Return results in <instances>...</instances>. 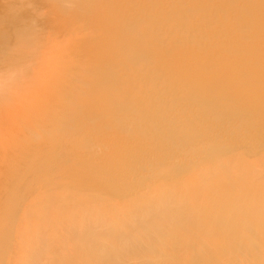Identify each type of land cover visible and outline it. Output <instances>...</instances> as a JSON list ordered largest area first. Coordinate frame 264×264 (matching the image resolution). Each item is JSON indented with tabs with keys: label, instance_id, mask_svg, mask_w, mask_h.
Here are the masks:
<instances>
[{
	"label": "bare ground",
	"instance_id": "obj_1",
	"mask_svg": "<svg viewBox=\"0 0 264 264\" xmlns=\"http://www.w3.org/2000/svg\"><path fill=\"white\" fill-rule=\"evenodd\" d=\"M119 3L0 0V264H264V0Z\"/></svg>",
	"mask_w": 264,
	"mask_h": 264
},
{
	"label": "rangeland",
	"instance_id": "obj_2",
	"mask_svg": "<svg viewBox=\"0 0 264 264\" xmlns=\"http://www.w3.org/2000/svg\"><path fill=\"white\" fill-rule=\"evenodd\" d=\"M119 1H120V3H121V0H118V2H119ZM120 3H119V7H120V5H121ZM60 9H62V10H63L64 8L62 7V8H60ZM245 9H246V8H245ZM6 45H8V43H7ZM0 46H1V44H0ZM2 46H4V47H5V45H4V44H2ZM2 46H1V47H2ZM0 49H1V48H0ZM8 63H9L8 65L10 66V62H8ZM11 64H12V63H11ZM12 65H13V64H12ZM12 65H11V66H12Z\"/></svg>",
	"mask_w": 264,
	"mask_h": 264
}]
</instances>
